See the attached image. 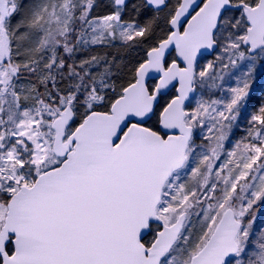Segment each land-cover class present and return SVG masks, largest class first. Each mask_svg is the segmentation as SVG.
<instances>
[{
  "label": "snow or ice",
  "instance_id": "obj_1",
  "mask_svg": "<svg viewBox=\"0 0 264 264\" xmlns=\"http://www.w3.org/2000/svg\"><path fill=\"white\" fill-rule=\"evenodd\" d=\"M101 6L0 0V264H264V0Z\"/></svg>",
  "mask_w": 264,
  "mask_h": 264
},
{
  "label": "rangeland",
  "instance_id": "obj_2",
  "mask_svg": "<svg viewBox=\"0 0 264 264\" xmlns=\"http://www.w3.org/2000/svg\"><path fill=\"white\" fill-rule=\"evenodd\" d=\"M214 59V55L210 56V57H206L205 61H201V63H205L208 60H213ZM226 80L228 81L229 84H233L234 82L230 79H228V77L226 76ZM264 92V65H262L261 67L258 68L257 73H256V78L255 81L252 85V92H251V96H253L254 94H259ZM204 95V98L207 99L209 95H211L210 92H208L207 90H200L198 91L196 94L193 95L189 107L190 108H194L196 106V100L200 98L201 95ZM220 97L223 96V93L220 92L218 94ZM213 98H217V97H213ZM260 103H264L263 101H259ZM254 103V102H253ZM259 103V104H260ZM255 104V103H254ZM258 104V105H259ZM257 105V106H258ZM253 109H250V111H252ZM246 123V122H245ZM245 123H241L239 130L236 132L235 137H233L232 139V144H234L236 142L237 139L240 138L241 135H243L244 130H245ZM202 135V134H200ZM200 140L199 138L197 139V143H199ZM228 146H226L227 148ZM261 225H264V207H261L259 213H258V219H257V223H256V227H260Z\"/></svg>",
  "mask_w": 264,
  "mask_h": 264
},
{
  "label": "trees",
  "instance_id": "obj_3",
  "mask_svg": "<svg viewBox=\"0 0 264 264\" xmlns=\"http://www.w3.org/2000/svg\"><path fill=\"white\" fill-rule=\"evenodd\" d=\"M27 2V0H26ZM107 2V0H100L101 3V8L97 10V14L99 15H103V14H107V9L103 7V5ZM150 15V13H149ZM146 20V15L145 13H142L140 16V22L143 23ZM146 47L145 46H140V48L137 49H128V48H123L120 47L119 45V41L115 42V46L112 47H96L92 50V54H103L104 52H109L114 56H118L120 58H122L124 60L125 63H127L129 60H134V59H139L143 56V51L141 50V48ZM252 101L255 104H259V101H263L264 102V92L259 93V94H254L252 96Z\"/></svg>",
  "mask_w": 264,
  "mask_h": 264
},
{
  "label": "water",
  "instance_id": "obj_4",
  "mask_svg": "<svg viewBox=\"0 0 264 264\" xmlns=\"http://www.w3.org/2000/svg\"><path fill=\"white\" fill-rule=\"evenodd\" d=\"M211 55H213V54L206 53L205 57H210Z\"/></svg>",
  "mask_w": 264,
  "mask_h": 264
},
{
  "label": "flooded vegetation",
  "instance_id": "obj_5",
  "mask_svg": "<svg viewBox=\"0 0 264 264\" xmlns=\"http://www.w3.org/2000/svg\"><path fill=\"white\" fill-rule=\"evenodd\" d=\"M212 56V55H211Z\"/></svg>",
  "mask_w": 264,
  "mask_h": 264
}]
</instances>
